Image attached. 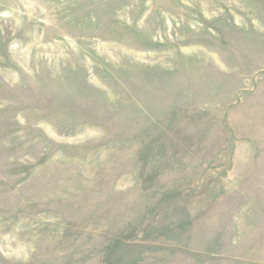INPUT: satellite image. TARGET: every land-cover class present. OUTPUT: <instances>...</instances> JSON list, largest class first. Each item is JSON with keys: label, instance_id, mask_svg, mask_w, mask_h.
<instances>
[{"label": "rangeland", "instance_id": "obj_1", "mask_svg": "<svg viewBox=\"0 0 264 264\" xmlns=\"http://www.w3.org/2000/svg\"><path fill=\"white\" fill-rule=\"evenodd\" d=\"M0 264H264V0H0Z\"/></svg>", "mask_w": 264, "mask_h": 264}]
</instances>
